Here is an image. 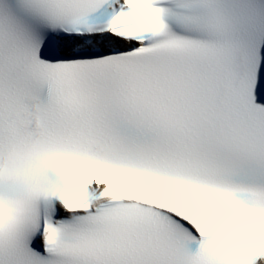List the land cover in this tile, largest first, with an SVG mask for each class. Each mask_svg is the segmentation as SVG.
<instances>
[{
    "label": "snow or ice",
    "instance_id": "obj_1",
    "mask_svg": "<svg viewBox=\"0 0 264 264\" xmlns=\"http://www.w3.org/2000/svg\"><path fill=\"white\" fill-rule=\"evenodd\" d=\"M0 264H264V0H0Z\"/></svg>",
    "mask_w": 264,
    "mask_h": 264
}]
</instances>
